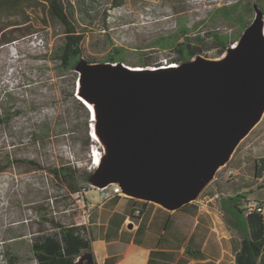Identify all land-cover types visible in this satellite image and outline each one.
I'll list each match as a JSON object with an SVG mask.
<instances>
[{"label": "rangeland", "instance_id": "374dc122", "mask_svg": "<svg viewBox=\"0 0 264 264\" xmlns=\"http://www.w3.org/2000/svg\"><path fill=\"white\" fill-rule=\"evenodd\" d=\"M115 1L99 0L92 25L82 24L85 59L105 62L119 50L130 66H142L148 56L153 62H173L178 55L174 45L185 40L184 27L187 41L198 45L196 36L204 35L199 44L203 54L217 57L214 33L232 44L254 17L252 0H125L113 7ZM259 3L264 9V0ZM64 36L65 26L50 13L46 0H0V110L20 111L9 124H0V154L82 171L92 162L90 111L75 93L78 74L59 57ZM263 139L264 118L200 196L214 192L230 168L250 161L251 146ZM83 197L84 192L70 194L47 169L19 162L1 172L0 264H37L31 234L52 229L42 216L79 224ZM7 243L16 262L1 256Z\"/></svg>", "mask_w": 264, "mask_h": 264}, {"label": "water", "instance_id": "95a60500", "mask_svg": "<svg viewBox=\"0 0 264 264\" xmlns=\"http://www.w3.org/2000/svg\"><path fill=\"white\" fill-rule=\"evenodd\" d=\"M217 57L167 65L78 59L76 96L90 111L92 162L78 180L167 210L199 200L264 118V9ZM75 264H96L84 250Z\"/></svg>", "mask_w": 264, "mask_h": 264}, {"label": "crops", "instance_id": "0c3cea01", "mask_svg": "<svg viewBox=\"0 0 264 264\" xmlns=\"http://www.w3.org/2000/svg\"><path fill=\"white\" fill-rule=\"evenodd\" d=\"M250 150L251 162L230 168L235 174L217 182L214 192L174 211L121 194L102 200L101 191H85L79 224L96 264H238L245 235L262 241L256 264H264V216L244 207L248 198L264 199V139ZM237 203L241 210L234 214ZM137 208H143L140 216L134 215Z\"/></svg>", "mask_w": 264, "mask_h": 264}, {"label": "trees", "instance_id": "16d2710c", "mask_svg": "<svg viewBox=\"0 0 264 264\" xmlns=\"http://www.w3.org/2000/svg\"><path fill=\"white\" fill-rule=\"evenodd\" d=\"M46 1L49 3L50 13L54 17L58 18L65 26V36L63 39V44L60 47L59 57L63 66L68 70H72L73 65L78 59L85 58L83 54V43L86 33L82 28V24L85 23V25H92L97 12V10H95V5L99 0ZM124 2L125 0H116L112 6L120 7L124 4ZM233 9L234 8L230 10ZM185 30L187 29L184 27L182 32L185 33V40L174 45L178 55L173 59V62L190 59L197 52L203 53L205 50L203 45L199 46V44H202L204 41V35L198 34L196 36L195 40L197 43H199L196 45L187 41L188 38ZM214 37L217 39L216 45L220 47L219 53L222 54L229 44L226 41L221 40L220 36L216 33H214ZM119 54V50L114 51L113 54L108 56L106 61H123L121 60L122 57H120ZM87 60L89 62H94V59L91 60L87 58ZM161 64H163V61L153 62L152 57L149 56L142 61V66H157ZM19 113V109L13 108L8 110L4 108V110H0V124H9ZM19 162L30 164L38 169H47L57 181L66 186L70 194L85 192L91 189L83 186L80 183L78 180L79 169L73 167L72 165L63 164L58 167L46 168L42 166L40 162L34 159L14 158L11 157L9 153L0 154V173L7 170L14 163ZM236 197L241 198V195H237ZM144 203L148 204L150 202L144 201ZM139 209L141 210L140 214H142L143 208ZM240 210V205L237 203L236 211L233 213L239 214ZM42 219L43 221L50 222L52 224V229H41L34 231L31 234V250L37 261V264H75V259L84 250H91L90 242L86 236L84 225L77 224L76 222H66L60 217H48L46 214L42 216ZM239 228L244 229L246 227L240 226ZM261 247V240H253L245 235L242 240L241 248L237 253V263L256 264ZM1 256L5 259L14 258L15 262L18 259V256L13 254L12 246L9 243L5 245V250L2 252Z\"/></svg>", "mask_w": 264, "mask_h": 264}, {"label": "built area", "instance_id": "2783aa9c", "mask_svg": "<svg viewBox=\"0 0 264 264\" xmlns=\"http://www.w3.org/2000/svg\"><path fill=\"white\" fill-rule=\"evenodd\" d=\"M171 62H168L167 60L164 62L163 64H169ZM235 174V170L233 169H229L227 171V176L232 177ZM116 194H121V188L119 186H115V185H111L108 188H105L104 190L101 191V198L102 200H106L108 198H110L113 195ZM215 197H219L220 194L216 193L214 195ZM244 207L249 211V212H257L261 215L264 216V199L263 200H257V199H253V198H248L247 200H245L244 202ZM141 210L139 208L134 210V215L135 216H139Z\"/></svg>", "mask_w": 264, "mask_h": 264}, {"label": "bare ground", "instance_id": "6f19581e", "mask_svg": "<svg viewBox=\"0 0 264 264\" xmlns=\"http://www.w3.org/2000/svg\"><path fill=\"white\" fill-rule=\"evenodd\" d=\"M165 65H167V64H165Z\"/></svg>", "mask_w": 264, "mask_h": 264}]
</instances>
